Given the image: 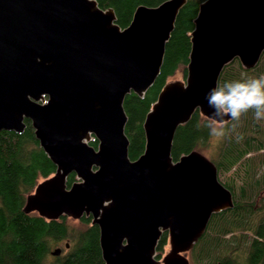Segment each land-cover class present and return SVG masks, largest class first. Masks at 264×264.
<instances>
[{
    "label": "water",
    "instance_id": "obj_1",
    "mask_svg": "<svg viewBox=\"0 0 264 264\" xmlns=\"http://www.w3.org/2000/svg\"><path fill=\"white\" fill-rule=\"evenodd\" d=\"M186 2L138 5L121 27L97 0H0V131L22 133L29 119L56 166L22 211L47 220L91 216L105 264H189L186 252L211 216L234 206L215 164L195 149L174 160L172 144L195 111L212 114L205 96L227 64H258L264 0L199 3L185 78L163 85L143 121L144 150L128 155L123 101L154 83ZM164 232L169 249L159 259Z\"/></svg>",
    "mask_w": 264,
    "mask_h": 264
},
{
    "label": "trees",
    "instance_id": "obj_2",
    "mask_svg": "<svg viewBox=\"0 0 264 264\" xmlns=\"http://www.w3.org/2000/svg\"><path fill=\"white\" fill-rule=\"evenodd\" d=\"M162 1L97 0L100 7L113 8L121 27L129 24L138 5L156 6ZM201 1L187 0L179 11L154 83L142 97L131 92L123 101L131 160L144 150L143 121L159 91L177 71L186 75L190 32ZM261 76L264 52L250 69L238 60L227 64L217 86ZM24 122L22 133L0 132V264H105L99 228L91 224V216H82L74 223L66 216L47 220L37 213L22 211L26 196L56 169L35 137L30 120ZM97 143L96 138L90 141L93 146ZM193 149L205 154L218 174L221 170L237 172L241 186L239 194H235L231 184L219 179L231 190L234 206L211 216L205 232L189 252L190 264H264V120L257 121L249 111L239 121L228 120L225 136L216 138L210 135L208 119L195 111L176 129L171 154L176 160ZM75 180V174H69L67 186ZM167 244L168 234L164 232L156 248L157 258ZM56 248L61 253L52 255Z\"/></svg>",
    "mask_w": 264,
    "mask_h": 264
},
{
    "label": "clouds",
    "instance_id": "obj_3",
    "mask_svg": "<svg viewBox=\"0 0 264 264\" xmlns=\"http://www.w3.org/2000/svg\"><path fill=\"white\" fill-rule=\"evenodd\" d=\"M205 99L213 109L207 117L210 135L222 138L228 124L225 117L239 121L242 115L252 111L257 121L264 120V76L225 82L209 89Z\"/></svg>",
    "mask_w": 264,
    "mask_h": 264
},
{
    "label": "rangeland",
    "instance_id": "obj_4",
    "mask_svg": "<svg viewBox=\"0 0 264 264\" xmlns=\"http://www.w3.org/2000/svg\"><path fill=\"white\" fill-rule=\"evenodd\" d=\"M169 80H183V76L181 71H177L173 76L169 78ZM219 179L222 182L229 183L233 186L234 188V193L239 194V188L241 186V176L237 172H228V171H220L218 174ZM41 181V180H40ZM70 220L74 223L77 222V220L71 219ZM165 250H168V246H166Z\"/></svg>",
    "mask_w": 264,
    "mask_h": 264
},
{
    "label": "flooded vegetation",
    "instance_id": "obj_5",
    "mask_svg": "<svg viewBox=\"0 0 264 264\" xmlns=\"http://www.w3.org/2000/svg\"><path fill=\"white\" fill-rule=\"evenodd\" d=\"M184 78H185V77H183V80H184ZM25 119H26V118H25ZM25 119H24V121H25ZM28 120H29V119H28ZM30 122H31V121H30ZM24 123H25V122H24ZM1 131H8V130H1ZM1 131H0V132H1ZM97 142H98V141H97ZM97 144H98V143H97ZM92 146H93V145H92ZM93 147L96 148L97 145H96V146H93ZM75 181H76V180H75ZM75 181H74V182H75ZM78 220H79V219H78ZM91 224H92V223H91ZM167 246H168V249H169V244H167ZM193 246H194V245H193ZM193 246H192V248H193ZM192 248H191V249H192ZM191 249H190V250H191ZM190 250H189L188 252H186V257L188 258V260H189V252H190ZM167 251H168V250H164V253L161 255V257H159V259H161V258L163 257V255H165V253H166ZM189 264H190V260H189Z\"/></svg>",
    "mask_w": 264,
    "mask_h": 264
}]
</instances>
